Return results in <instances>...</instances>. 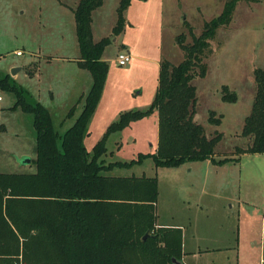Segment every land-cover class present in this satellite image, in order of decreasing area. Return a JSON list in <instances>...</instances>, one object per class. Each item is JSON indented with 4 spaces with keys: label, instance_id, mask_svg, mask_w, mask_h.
<instances>
[{
    "label": "trees",
    "instance_id": "obj_1",
    "mask_svg": "<svg viewBox=\"0 0 264 264\" xmlns=\"http://www.w3.org/2000/svg\"><path fill=\"white\" fill-rule=\"evenodd\" d=\"M240 1L227 0L222 12L205 22L200 35L186 22L192 42H185L186 33L179 34L183 60L162 59L150 106L122 111L92 151L84 140L110 68L103 59L110 37L96 41L93 36V14L104 0H78L74 9L81 54L78 63L91 72L93 82L81 113L64 133L58 131L47 106L10 73L0 71V91L15 96L12 109L33 116L37 142L35 171L0 172V264H175L174 260H182L181 229L156 226L158 178L113 171L132 168L147 158L156 167H179L207 159L216 164L237 160L215 158L222 133L208 136L195 120L198 91L193 80L206 76L211 42L221 27L231 24ZM131 2L120 1L114 35L124 31L125 12ZM254 79L256 94L241 132L251 143L241 153H264V68L254 70ZM222 99L236 102L238 96L224 85ZM154 111L159 115L157 150L141 152L129 161H108L110 135ZM220 120L210 116L212 122Z\"/></svg>",
    "mask_w": 264,
    "mask_h": 264
},
{
    "label": "rangeland",
    "instance_id": "obj_2",
    "mask_svg": "<svg viewBox=\"0 0 264 264\" xmlns=\"http://www.w3.org/2000/svg\"><path fill=\"white\" fill-rule=\"evenodd\" d=\"M77 1L0 0V71L15 75L17 82L48 108L51 106L52 93L57 98L56 102L63 99L62 103L58 102L59 109L51 111L60 133L73 125L83 108L78 107L80 113L77 112L73 117L62 113L66 97L78 96V90H67L66 81L70 79L77 83V87L84 84L88 88L93 82L91 72L80 70L76 63L80 56L74 13ZM120 1L104 0V4L93 14L94 39H111L103 53V59L110 66V80L105 93L107 98L104 101L108 106L109 101H112L124 104L127 109H145L154 99L152 90L155 78L151 71L142 67L137 66L127 72L124 69L129 65H119L117 56L123 52L124 45L131 42L144 58H162L179 63L185 52L177 42L178 35L184 32L185 42H192L186 22L194 34L200 35L205 22L221 13L227 0H132L135 6L129 18L136 20L137 28H126L124 33L114 35L113 27L117 22ZM253 3L263 4L253 13L246 12V6ZM211 48L212 52L205 59L208 66L206 76L193 80L198 91L195 120L204 126L208 136L222 133L215 158L240 156L241 151L251 143V138L242 136L241 132L256 94L253 69L264 68V0L238 2L231 24L217 31ZM27 70L37 71L39 76L31 78ZM13 71L17 73L13 74ZM224 85L229 86L230 92H236V102L222 99ZM140 90L141 93H138ZM0 95L3 108L0 126L5 127V130L0 129V172H33L36 169L33 160L37 157L33 116L21 109L17 112L9 110L15 102L12 93L0 91ZM103 115L102 111L92 120V124L89 123L91 134L86 136L84 142L90 151L106 130ZM211 115L220 118V122L210 121ZM157 142L158 113L154 111L133 121L125 130L110 135L105 157L108 161H129L137 158L141 152L153 153ZM243 159L246 176L251 173L264 178L261 164L264 162V153H250ZM113 172L158 175L162 197L184 190L182 175L176 167H156L151 158L141 165L115 168ZM235 178V175L228 173L216 175L214 191L236 192L238 185L233 183ZM262 182L264 187V180ZM214 204L215 208H231V203L225 199L216 198ZM164 205L162 202L163 208Z\"/></svg>",
    "mask_w": 264,
    "mask_h": 264
},
{
    "label": "crops",
    "instance_id": "obj_3",
    "mask_svg": "<svg viewBox=\"0 0 264 264\" xmlns=\"http://www.w3.org/2000/svg\"><path fill=\"white\" fill-rule=\"evenodd\" d=\"M262 4L253 3V5H247L245 11L253 13ZM133 6H135V3L131 2L125 12L127 25L122 33L125 32L126 28H137L138 26L134 18H129ZM123 51L131 56V61L127 64L129 67L124 69L125 71L131 72L135 67L139 66L144 68V70L152 72V77L155 78L152 92L155 96L159 83L162 58L150 59L142 57L137 47L132 45L131 42L124 45ZM80 56L77 57L76 63L80 70H84L85 68H82L78 63ZM135 59L137 61L134 63ZM131 62L132 66L130 65ZM255 69L257 67L253 69V72ZM27 73L31 78L39 76V72L37 71L27 70ZM109 76L110 71L101 100L90 122L92 124V120H95L96 115L103 111L105 115H103L102 121L106 130L119 117L122 111L130 110L125 108L124 104L109 101L108 106L105 103L104 98H107L105 97V93L110 80ZM13 77L16 79L15 75ZM66 82L68 83L67 90H78V96L66 97L63 106L65 110L62 111L67 116L73 117L77 112L80 113L78 107H83L84 98L91 87L88 88L89 86H84V84L77 87V83L70 79ZM141 91H138V93H141ZM53 96L52 93L51 106L49 107L51 111L52 109L58 110V102H63V99H58L56 102L57 98ZM0 97L2 98L1 95ZM1 98L0 101L2 100ZM11 107L9 108L10 111H18V109H12ZM71 108L73 112L70 115ZM2 110L3 108L0 104V115ZM0 129L5 130L4 125H1ZM90 134L91 131L88 135ZM120 147L121 145L118 147V150ZM247 154L250 153L233 156L237 160L224 164H216L211 159H207L204 161L188 162L176 167V170L182 175L184 190L181 192L171 193L166 195V197H162L159 184V198L156 203V226L181 229L183 239L182 264H264V187L262 182L264 178L257 175L254 176L251 173L247 176L244 174L246 163L243 158ZM261 164L264 167V162H261ZM223 173L232 174L237 177L233 182L235 186L238 185L237 189L235 188L236 192L229 191L222 193L214 191L217 184L216 175L219 176ZM133 174L137 175L134 172L130 173V175ZM156 177L158 178V175ZM216 198L227 200L231 203V208L229 210L215 208L214 200ZM162 202L165 203V208L162 207Z\"/></svg>",
    "mask_w": 264,
    "mask_h": 264
},
{
    "label": "built area",
    "instance_id": "obj_4",
    "mask_svg": "<svg viewBox=\"0 0 264 264\" xmlns=\"http://www.w3.org/2000/svg\"><path fill=\"white\" fill-rule=\"evenodd\" d=\"M117 61H118L120 66H125L131 61V56L124 51L120 52V53H118Z\"/></svg>",
    "mask_w": 264,
    "mask_h": 264
},
{
    "label": "water",
    "instance_id": "obj_5",
    "mask_svg": "<svg viewBox=\"0 0 264 264\" xmlns=\"http://www.w3.org/2000/svg\"><path fill=\"white\" fill-rule=\"evenodd\" d=\"M15 73H17L16 71H13V74H15ZM147 236V235H146ZM175 261V264H182V262L181 261H176V260H174Z\"/></svg>",
    "mask_w": 264,
    "mask_h": 264
}]
</instances>
